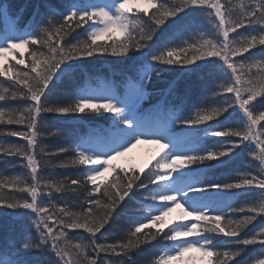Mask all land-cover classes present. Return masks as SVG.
Returning <instances> with one entry per match:
<instances>
[{
	"label": "snow or ice",
	"instance_id": "6c2138e0",
	"mask_svg": "<svg viewBox=\"0 0 264 264\" xmlns=\"http://www.w3.org/2000/svg\"><path fill=\"white\" fill-rule=\"evenodd\" d=\"M258 47L261 58L251 52ZM19 49H31L27 61ZM100 57L131 61L121 85L89 82L50 100L58 81ZM175 66L198 79L165 80ZM0 77V136L23 140L0 143V161L12 157L11 167L25 170L0 171V208L12 220L0 223V264H141L149 246L158 251L148 264H174L192 251L206 264H264V0L0 2ZM206 83L218 89H205L216 102L200 106L205 97L184 115L190 91ZM91 113L110 122L54 151L40 147L46 114ZM215 137L225 139L206 146ZM142 143L159 146L147 173L115 163ZM241 159L243 169L233 167ZM49 167L75 175L46 177ZM213 167L233 174L210 178ZM57 194L75 199L57 203ZM133 201H147L142 212L129 210ZM122 215L124 235L108 242L102 230ZM77 230L88 238L70 235ZM256 246L260 256L249 259Z\"/></svg>",
	"mask_w": 264,
	"mask_h": 264
},
{
	"label": "trees",
	"instance_id": "16d2710c",
	"mask_svg": "<svg viewBox=\"0 0 264 264\" xmlns=\"http://www.w3.org/2000/svg\"><path fill=\"white\" fill-rule=\"evenodd\" d=\"M0 2L3 3H14L17 7L22 6L25 3H28L29 0H0ZM31 2L36 3L38 0H31ZM25 20L28 19L27 14L24 17ZM24 21H21V27H23ZM87 27V26H85ZM241 32L245 31L244 29L239 30ZM77 32H80L78 29ZM75 35V34H74ZM122 38V37H121ZM29 50H18L19 52L23 53V58L27 61L29 58ZM252 53L257 54V58H261L259 53V47L257 49H252ZM245 57H247L249 54L245 53ZM20 57L17 56V59ZM91 60V63L82 64L77 72L73 74V80L69 82L67 79L58 81L57 87L53 90L50 96V100L53 102L62 101L67 96L71 94V92L74 90V88L78 85H84L87 82H89L91 79H100L101 77H108L109 74H113L115 76V82L118 84H121L120 82L124 79V73L128 66L131 64V61H120L116 57H100V58H89ZM24 65H21L20 68L23 70ZM165 80L174 79L179 84L183 85L192 81L197 80V77L192 76H185L183 69L179 66L173 67L169 72L164 73ZM5 78L0 77V80H4ZM212 89L214 91H218L214 87L213 84H203L200 86L195 87L190 91L189 98L187 100L186 107H184L185 115H188L189 113L194 114V109L192 108V105L194 104H200L201 101H205V97H207V100L204 104H201L200 106H210L216 102V97L211 95V92L205 91V89ZM152 89H150L151 91ZM149 100H156L155 97L147 98ZM9 107H19L18 104L15 102L8 105ZM110 114L103 113V114H78L75 116H64L61 114H46L43 124H42V130H41V141H40V147L43 148L46 152L54 151L55 148L62 146L66 143H69L72 139H74L77 136L85 134V131L88 130L89 127H97L99 125H102L104 123L108 122V117ZM210 124L215 125V121L209 122ZM90 125V126H89ZM9 128L14 130H27L26 128H22L18 125L9 126ZM5 129L0 128V131H4ZM55 131L57 135L55 136H49L48 133ZM203 135V133H201ZM225 138L223 137H215L211 138L207 141H205L206 146L208 147H218L220 142H223ZM0 143H23V140L19 137H4L0 136ZM2 155V154H0ZM63 157V154H61ZM147 161L146 156H141L139 159V162L137 163H129V162H120L118 164L128 167L130 165H136L137 168L142 167V162ZM17 160L13 159L12 157H8L6 162L0 161V171H3L4 169H7V171L4 173L5 175H14V174H23L24 169L17 166L15 168L11 167V165L16 164ZM243 159L236 162L233 167L243 169ZM148 168H145V173H147ZM233 174L231 169H225V168H217L213 167L211 171L209 172V177L213 179H224L228 175ZM44 175L46 177H52V178H62L63 176L68 175H75V172L71 169H52L49 167L45 172ZM112 175V174H111ZM109 176V178L111 177ZM255 194H250L248 196H240L236 198L235 203L233 204L234 207H239L241 204L244 203L246 200L253 199ZM45 201L47 200V197L44 198ZM71 199H75V197H69L66 194H57L56 195V201L57 203H62L64 200H68L70 202ZM83 199V197H81ZM136 200H140V197H137ZM147 203V201H141V203H136L133 201L129 204V210L135 211V212H142V204ZM6 211L11 210H5L4 208H0V223H11L12 220L10 217H8L5 213ZM127 221L128 217L125 215H122L118 218V221L115 225H113L110 228H107V230H102L104 236H107L108 242H111L113 239L119 238L124 235L125 229L127 228ZM261 223L260 220L255 222V225H258ZM254 225V226H255ZM254 226H249V230H253ZM167 231V229H165ZM5 231L2 227H0V244L3 243L5 239ZM74 238H83L87 239L88 234L85 233L83 230H77L75 233H70ZM100 234H98L99 236ZM17 239H20V236L17 235ZM158 248L154 247H146L143 254L138 257V259L141 261V264H148V261L153 257L154 253H157ZM260 247L256 246L253 247L249 253L248 258L252 259L255 257L260 256ZM264 258V257H260Z\"/></svg>",
	"mask_w": 264,
	"mask_h": 264
},
{
	"label": "rangeland",
	"instance_id": "374dc122",
	"mask_svg": "<svg viewBox=\"0 0 264 264\" xmlns=\"http://www.w3.org/2000/svg\"><path fill=\"white\" fill-rule=\"evenodd\" d=\"M158 148H159V146L155 145V144L142 143V144L137 145L135 148H133L132 151L129 152L126 156L120 157L118 160L129 159L130 161H132L133 158H138V155H140L139 153H145L146 151H148V152L149 151H155ZM126 161H128V160H126ZM109 174H111V173H109ZM165 218L168 220L172 219L171 217H169V215ZM189 256L195 257L196 259L189 261L187 259V257H189ZM200 262H206V261H204L200 258V253L192 251V252L185 254V260L184 261H177V262H174V264H190V263L195 264V263H200Z\"/></svg>",
	"mask_w": 264,
	"mask_h": 264
}]
</instances>
